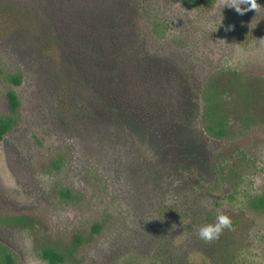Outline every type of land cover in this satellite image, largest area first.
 <instances>
[{"label": "rangeland", "instance_id": "374dc122", "mask_svg": "<svg viewBox=\"0 0 264 264\" xmlns=\"http://www.w3.org/2000/svg\"><path fill=\"white\" fill-rule=\"evenodd\" d=\"M34 1L74 21L73 30L96 22L88 0ZM226 2L113 0V41L129 69L122 112L132 129L116 143L102 141L86 117L50 115L54 87L0 33V120L14 119L0 140V243L14 264H48L47 245L63 253L60 264H264V125L219 140L201 119L198 92L211 70L264 77V7L239 15ZM10 90L21 102L15 112ZM221 158L228 164L216 202L193 212L181 182L199 171L213 176ZM217 210L231 228L206 242L198 229Z\"/></svg>", "mask_w": 264, "mask_h": 264}, {"label": "trees", "instance_id": "16d2710c", "mask_svg": "<svg viewBox=\"0 0 264 264\" xmlns=\"http://www.w3.org/2000/svg\"><path fill=\"white\" fill-rule=\"evenodd\" d=\"M39 2L0 0V33L8 34L9 46L19 51L20 58L27 56L33 62L32 71L43 78V85L45 78L54 87L53 95L45 98L50 115L65 113L79 121L86 117L100 128L102 141L110 138L113 143L120 142L132 129L122 112L129 88V69L113 41L116 36L113 26L120 17L114 11L113 0L87 1L89 11L97 15L92 16L96 22L83 32L73 30L75 22L70 19L66 18L64 23L54 19L52 10ZM12 80L21 83L19 75ZM198 93L203 128L212 139L229 138L240 126L264 125V77L245 76L233 68L220 71L217 68L206 75ZM7 95L12 110L17 111L21 104L17 92L10 90ZM13 124L11 117L0 120V140ZM225 164L227 160L221 158L212 171L213 176L208 171H199L198 180L192 183H184L186 173H182L181 189L189 190L185 198L193 199L190 204L193 212L207 202H216L220 180L226 178ZM258 202L264 205V195ZM17 219L22 222L20 217ZM100 226L97 223L95 230ZM42 256L48 264H60L65 259L52 245L43 248ZM0 262L14 264L12 253L1 243Z\"/></svg>", "mask_w": 264, "mask_h": 264}, {"label": "clouds", "instance_id": "9594fccd", "mask_svg": "<svg viewBox=\"0 0 264 264\" xmlns=\"http://www.w3.org/2000/svg\"><path fill=\"white\" fill-rule=\"evenodd\" d=\"M226 5L233 8L239 15H243L249 10H255L257 14V12L264 7L258 2V0H227L224 7ZM242 5H246V7H242ZM231 225V218L227 214L217 210L215 221L201 225L198 229V235L206 242L212 241L219 238L224 229L231 228Z\"/></svg>", "mask_w": 264, "mask_h": 264}]
</instances>
